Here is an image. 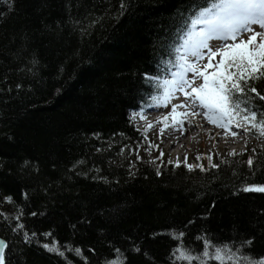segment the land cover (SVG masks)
I'll use <instances>...</instances> for the list:
<instances>
[{
    "label": "trees",
    "instance_id": "16d2710c",
    "mask_svg": "<svg viewBox=\"0 0 264 264\" xmlns=\"http://www.w3.org/2000/svg\"><path fill=\"white\" fill-rule=\"evenodd\" d=\"M183 2L125 0L121 12L120 0H0V235L10 247L16 241L19 264L66 261L25 245L8 221L51 231L41 243L81 247L88 260L72 254V264H102L113 247L126 264H168L177 240L153 239L162 230L185 231L183 242L197 249L201 230L222 240L256 236L254 251L264 253V193L243 190L264 184V148L243 156L253 158L251 168L231 164L243 159L231 154L205 175L137 155L148 138L129 110L139 109L142 74L154 69L160 25ZM256 86L264 92V80ZM129 237L141 253L130 251Z\"/></svg>",
    "mask_w": 264,
    "mask_h": 264
},
{
    "label": "snow or ice",
    "instance_id": "6c2138e0",
    "mask_svg": "<svg viewBox=\"0 0 264 264\" xmlns=\"http://www.w3.org/2000/svg\"><path fill=\"white\" fill-rule=\"evenodd\" d=\"M9 7L11 9V5ZM119 7L123 12L128 5L125 0H120ZM3 15L6 14L0 12V16ZM167 20V25H160V31L153 43L155 72L142 74L145 92L139 103L140 113H144L145 107H153L157 101L159 103H156V106L167 107L178 98L177 94H181L180 103H172V113L169 114L178 127L183 126L185 119L200 116L206 117L207 121L218 125L220 129H227L233 137L238 135L237 131L232 130L233 125L236 129L248 132L255 129L260 135H264V92L256 86L264 80V0H184ZM254 26H259L260 31ZM178 108L185 111L177 112ZM135 115L136 113H133V116ZM163 119L167 120L168 117ZM152 126L148 124L149 129ZM168 127L165 123L160 129L161 133ZM130 151L135 152L136 149ZM246 163L251 168L253 158L250 156ZM2 167L0 164V168ZM187 167L191 170L194 165L189 164ZM199 167L203 168V165ZM214 167L218 169L220 166ZM129 174L132 175L131 172ZM157 174L161 175L159 171ZM243 190L264 193V184H249ZM24 196L27 199V192ZM12 200L11 196L5 197L6 202ZM212 207H215V203ZM107 211L120 214V211L115 209ZM259 213L264 214V209H260ZM4 215L0 213V216ZM30 215L35 217L38 213L33 211ZM21 218L22 214L16 216L15 220L19 222ZM8 223L14 234H21L25 245L38 243L48 252L65 259L66 264L72 254L88 260L84 250L73 246L71 242H65L63 245L58 241L51 244L41 243L39 237H52L51 231L38 234L35 230L29 232L22 222L15 225L10 221ZM83 223L90 224L91 221L85 219ZM195 223V218L189 220L184 229ZM173 231L162 230L160 233H153V239L157 235H169L177 240V246L173 247L170 255L166 257L168 264H180L182 261L188 264H264V253L254 251L256 236L222 240L210 230H201L194 237L200 244L197 249L191 243L183 242L187 235L185 231H180L179 237L173 236ZM261 235H264V232ZM128 239L133 245L130 251L141 253V247L130 237ZM15 244L16 241L13 240L10 247L7 240L0 238V264H19ZM88 251L93 254L96 252L95 248ZM120 251L119 248L113 247L116 256H119ZM144 255L153 260L146 251ZM121 262L126 264V258L115 260L106 256L102 260V264Z\"/></svg>",
    "mask_w": 264,
    "mask_h": 264
},
{
    "label": "rangeland",
    "instance_id": "374dc122",
    "mask_svg": "<svg viewBox=\"0 0 264 264\" xmlns=\"http://www.w3.org/2000/svg\"><path fill=\"white\" fill-rule=\"evenodd\" d=\"M256 30L260 31V28L256 27ZM202 119H204L203 122L209 123L212 128H215L216 130L221 131L223 133H227V135L225 136L226 139L223 140V142L220 141L221 143L225 144L224 149H222L223 146L221 145V143L214 144V142H210V143L207 142L204 143V145H202L200 143L201 140H199L196 142H191L190 144L186 145L182 151L179 152L176 150V148H171L169 146V141L166 140L167 134L158 133V136L157 135L155 136V134L146 133V137L148 138L147 139L148 152L147 153L140 152V153H143V157L152 160L153 164L156 166L167 163V164H173L177 168V163L179 162V166L185 164L186 168L189 169L187 165L191 164L194 165L192 169L200 170L201 171L200 175L203 174L205 175V172L207 170L206 166L207 165L214 166V164L217 163L220 157L229 156L233 154V152H235L233 156L235 157L238 156L243 158L240 161H236V162L234 161L231 163L234 164V166H236L235 163H241V161H244L245 163L247 162L246 159L249 158L245 159L243 156L247 155L249 151L253 149L260 150L264 148V135H260L255 129L252 132L253 134H251L244 129H236L235 126L233 125L232 130L238 132L236 138L242 140L241 141L242 144H240L239 147L238 146L235 147L234 144L228 143V140L233 138H230L229 136L230 132H228L227 129H220L218 125H213L211 122L207 121L206 117ZM140 128L142 129L144 127H138V129ZM185 128L187 127L184 123L182 127L176 126L174 129H172V131H176V135H181L184 132ZM261 157L264 158V153L262 154ZM199 165H203V168L199 167ZM38 255H40L39 252ZM114 257H118V256L113 254L110 258H114ZM71 262L73 263V261ZM71 262H68V264H72Z\"/></svg>",
    "mask_w": 264,
    "mask_h": 264
},
{
    "label": "bare ground",
    "instance_id": "6f19581e",
    "mask_svg": "<svg viewBox=\"0 0 264 264\" xmlns=\"http://www.w3.org/2000/svg\"><path fill=\"white\" fill-rule=\"evenodd\" d=\"M152 71L154 73L155 68ZM143 87H144L143 89L145 92V86ZM156 103H159V102L157 101ZM156 103H154L153 107L151 108L148 107L146 116H132L133 123L136 125L137 128L144 127L142 129L140 128L139 130H143L145 132V135L147 133V134H155V136L156 135L158 136V133L159 134L161 133L160 129L164 127L165 123H167L169 127L165 128L162 134H167L166 140L169 141V146L171 148H176V150L179 152L182 151L183 148L186 145L190 144L191 142H196V141L201 140L200 143L202 145H204V143H207V142L208 143L214 142V144H218V143L220 144L221 142H223V140L226 139L225 137L226 135L223 132L218 131L215 128H212L209 123L203 122L204 119H202L199 116L190 118V119H185L184 123L187 128L184 129V132L181 135H176V131H172V129L176 127L175 121L173 120L172 117L168 115V113L172 112V103H180V101H172V103H170L167 107H164L162 105L156 106ZM177 110L185 111V109L183 108H178ZM136 111L137 109H133V110L130 109L129 114L135 113ZM164 117H168V119L165 120L163 119ZM148 124L153 125L151 129L148 128ZM252 132H249V133L253 134ZM229 136L230 138H233V139L228 140V143L234 144L235 147L237 146L239 147L240 144H242L241 142L242 140H240L239 138L233 137L230 133H229ZM105 143L109 144V142H105ZM221 145L223 146L222 149H224L225 144L221 143ZM140 152L147 153L148 150L146 147H140L137 152V155L141 161L152 162V160L146 157H143V153H140ZM136 160H138V158H136ZM182 165H185V164H182ZM210 166L211 165H207L206 167L209 168ZM0 238L5 239L1 235H0Z\"/></svg>",
    "mask_w": 264,
    "mask_h": 264
}]
</instances>
